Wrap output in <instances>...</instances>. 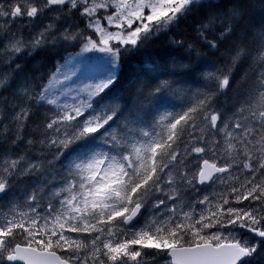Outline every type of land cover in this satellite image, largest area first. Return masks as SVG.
Wrapping results in <instances>:
<instances>
[{
  "label": "snow or ice",
  "instance_id": "6c2138e0",
  "mask_svg": "<svg viewBox=\"0 0 264 264\" xmlns=\"http://www.w3.org/2000/svg\"><path fill=\"white\" fill-rule=\"evenodd\" d=\"M249 7L0 0V264L264 257V19ZM189 18L195 42L172 39L185 56L154 69L168 78L110 95L125 55ZM74 46L54 71L27 69ZM169 94L187 101L179 111Z\"/></svg>",
  "mask_w": 264,
  "mask_h": 264
},
{
  "label": "trees",
  "instance_id": "16d2710c",
  "mask_svg": "<svg viewBox=\"0 0 264 264\" xmlns=\"http://www.w3.org/2000/svg\"><path fill=\"white\" fill-rule=\"evenodd\" d=\"M244 3L250 6L249 7L250 19L254 23L259 24L261 20L264 19V0H244ZM192 23L193 20L191 18L182 21L179 27L173 29L172 31L161 32L158 38H154V40L149 42L148 46L143 48L141 51L125 55L121 61L120 81L113 89V92L110 93V95L126 93L133 82L144 81V82H151L154 84L157 78L159 79L168 78L162 74H158V72L154 71V69L156 68L157 65H162L164 67H167L169 62L172 59H175V57L176 59H180L185 56L184 50L177 49V47L171 43V40L179 39L183 37L185 39H189L190 42H195L193 39H191L194 36L190 27ZM197 47L198 50L202 53H205L207 51L206 49L200 48L199 45H197ZM78 48L79 46H74L67 48V50H61L59 56H56L55 58L45 56V57H37L36 60H26L25 63L27 64V69L28 70L39 69L40 73H43L48 69L54 71L53 66L57 62L61 61L64 55H66L71 51H75ZM223 51L224 49L222 48L221 53ZM193 55H195V53ZM219 55L220 53H218L216 57H209L207 63L219 64L220 63L218 59ZM244 70H245L244 66H240L235 69L234 75L236 81L239 80L240 75L244 72ZM183 81H184L183 83L184 88L191 89L193 91H195L200 86L201 83L198 80V77H194V76L184 77ZM234 92H235V88L228 93L229 99H231V97L234 95ZM186 102L187 101L185 99L179 96H173L169 94L164 101V107L170 111H179L185 105ZM143 221L144 220L142 216L140 218L139 223H143ZM253 264H264V257H258L253 262Z\"/></svg>",
  "mask_w": 264,
  "mask_h": 264
},
{
  "label": "rangeland",
  "instance_id": "374dc122",
  "mask_svg": "<svg viewBox=\"0 0 264 264\" xmlns=\"http://www.w3.org/2000/svg\"><path fill=\"white\" fill-rule=\"evenodd\" d=\"M75 54V53H74ZM85 55H87V56H93V57H95V56H100V55H102V54H100V53H86ZM62 63H63V61H62ZM81 80H83V78H81ZM84 83H89L90 81H83ZM80 85V81H77V84L76 85H73L74 87L75 86H79Z\"/></svg>",
  "mask_w": 264,
  "mask_h": 264
},
{
  "label": "bare ground",
  "instance_id": "6f19581e",
  "mask_svg": "<svg viewBox=\"0 0 264 264\" xmlns=\"http://www.w3.org/2000/svg\"><path fill=\"white\" fill-rule=\"evenodd\" d=\"M161 49H162V48H161ZM168 50H169V49H168ZM170 51H171V49H170ZM170 51H169V52H170ZM167 52H168V51H167ZM141 56H142V55H141ZM144 57H145V56H144ZM149 57H150V56H149ZM160 57H161V56H160ZM166 59H167V58H166ZM175 59H176V57H175ZM170 60H171V58H170ZM135 61H136V60H135ZM135 61H134V62H135ZM166 61H168V60H166ZM134 62H133V63H134ZM156 62H157V61H156ZM129 65H130V64H129Z\"/></svg>",
  "mask_w": 264,
  "mask_h": 264
}]
</instances>
